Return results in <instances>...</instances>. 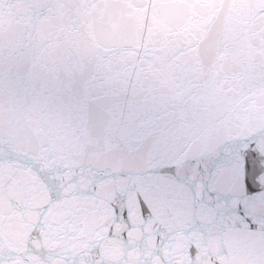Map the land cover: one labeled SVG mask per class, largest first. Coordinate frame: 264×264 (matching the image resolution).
Instances as JSON below:
<instances>
[{
	"label": "water",
	"instance_id": "water-1",
	"mask_svg": "<svg viewBox=\"0 0 264 264\" xmlns=\"http://www.w3.org/2000/svg\"><path fill=\"white\" fill-rule=\"evenodd\" d=\"M0 264H264V0H0Z\"/></svg>",
	"mask_w": 264,
	"mask_h": 264
}]
</instances>
